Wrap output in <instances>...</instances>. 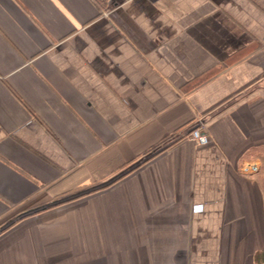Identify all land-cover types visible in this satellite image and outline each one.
Returning <instances> with one entry per match:
<instances>
[{
  "label": "crops",
  "instance_id": "0c3cea01",
  "mask_svg": "<svg viewBox=\"0 0 264 264\" xmlns=\"http://www.w3.org/2000/svg\"><path fill=\"white\" fill-rule=\"evenodd\" d=\"M0 230V264H264V0H0Z\"/></svg>",
  "mask_w": 264,
  "mask_h": 264
},
{
  "label": "rangeland",
  "instance_id": "374dc122",
  "mask_svg": "<svg viewBox=\"0 0 264 264\" xmlns=\"http://www.w3.org/2000/svg\"><path fill=\"white\" fill-rule=\"evenodd\" d=\"M195 127V126H194ZM193 127V128H194ZM192 129V128H191ZM127 170H129V169H126V171L124 170V171H121V173L120 174H118V175H116L113 179H112V181H110V182H108V183H105V184H103V185H99L98 186V190H102V189H105V188H108L109 186H111L112 184H114L118 179H120L123 175H124V173H126L127 172ZM92 190H96V189H85L84 191H81V192H78L77 194H73V195H70V196H67V197H65V198H63V199H60V200H56V201H53V202H51L50 204H48L47 206H46V208L48 209V211H50V213H52L51 211H53V209H55V207H57V206H62V207H68V206H71L72 205V203H74L73 201L74 200H77V201H79L80 199L79 198H83V197H85L86 195H88V194H90V192L92 191ZM79 199V200H78ZM84 199V198H83ZM45 208V207H44ZM19 218H22V216H20ZM9 226V224H5L4 226H3V228H2V230L4 229H6L7 227ZM1 231V230H0Z\"/></svg>",
  "mask_w": 264,
  "mask_h": 264
},
{
  "label": "built area",
  "instance_id": "2783aa9c",
  "mask_svg": "<svg viewBox=\"0 0 264 264\" xmlns=\"http://www.w3.org/2000/svg\"><path fill=\"white\" fill-rule=\"evenodd\" d=\"M187 138L200 146H208L210 144V136L201 124L190 129Z\"/></svg>",
  "mask_w": 264,
  "mask_h": 264
}]
</instances>
